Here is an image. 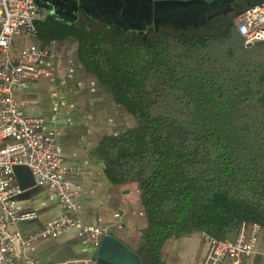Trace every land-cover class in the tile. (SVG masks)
Returning <instances> with one entry per match:
<instances>
[{
  "label": "trees",
  "instance_id": "16d2710c",
  "mask_svg": "<svg viewBox=\"0 0 264 264\" xmlns=\"http://www.w3.org/2000/svg\"><path fill=\"white\" fill-rule=\"evenodd\" d=\"M176 28L139 35L37 22L43 43L79 44L82 66L136 122L97 154L113 186L139 191L142 264H162L171 238L264 229V41L246 46L229 16Z\"/></svg>",
  "mask_w": 264,
  "mask_h": 264
},
{
  "label": "crops",
  "instance_id": "0c3cea01",
  "mask_svg": "<svg viewBox=\"0 0 264 264\" xmlns=\"http://www.w3.org/2000/svg\"><path fill=\"white\" fill-rule=\"evenodd\" d=\"M172 1V0H153ZM188 1V0H179ZM177 10L160 11L153 16L156 24H170L173 13L191 10L204 11L206 16L237 17L248 8L261 5L264 0H205ZM39 21L54 18L62 23L86 25L106 31L119 29L106 21L105 15L122 17L132 7L140 9L149 4L142 0H36ZM148 11V10H147ZM145 11V13H148ZM151 13V12H150ZM159 22V23H158ZM98 24V25H97ZM158 27V26H157ZM37 46L48 55L38 66L51 73V77L29 82L26 89H17L15 96L23 102L21 114L41 117L49 129L61 131L58 151L64 164L71 170L69 179L77 191L80 219L85 225H94L106 231L100 247L77 236L78 229L71 230L56 239L40 241L31 248L29 256L39 264H62L72 259H87L98 264H139L132 252L138 249L140 236L147 228V219L140 194L133 184L116 187L105 174L104 163L97 154L102 141L134 128V118L115 103L111 91L88 73L79 57V44L72 39L43 43L39 38L18 36L14 40L10 57H20L23 49ZM4 56L0 54V58ZM62 104L64 107H62ZM9 141H13L12 139ZM7 142H3L0 146ZM14 182L23 188L18 198L19 211H36L38 218L19 223L17 229L28 236L59 217L63 210L58 198L47 189L36 185L31 172L24 167L14 171ZM119 213L120 218H115ZM238 234H233L236 239ZM132 252H131V251ZM209 245L201 233H193L167 240L161 250L162 264H202ZM256 255L246 256L243 264H264V229L261 228L255 247ZM15 264H24L17 260Z\"/></svg>",
  "mask_w": 264,
  "mask_h": 264
},
{
  "label": "built area",
  "instance_id": "2783aa9c",
  "mask_svg": "<svg viewBox=\"0 0 264 264\" xmlns=\"http://www.w3.org/2000/svg\"><path fill=\"white\" fill-rule=\"evenodd\" d=\"M39 12L36 0H0V264H39L28 254L34 244L56 239L78 229L77 236L100 247L106 231L85 225L80 219L77 191L69 179L71 170L58 151L61 131L49 129L41 117L21 114L23 102L15 96L17 89H26L29 82L51 77L38 64L48 55L47 50L33 45L22 50L20 57H10L14 40L24 35L38 38ZM238 33L249 46L264 41V2L245 10L237 21ZM13 141H9V140ZM17 167L27 168L37 186L54 194L62 207V214L41 230L24 236L19 223L38 218L36 211H19L18 198L23 188L14 182ZM120 218V214L114 215ZM261 227L243 223L236 239L217 240L201 234L209 245L202 264H243L244 258L256 255L255 247ZM62 264H96L87 259H72Z\"/></svg>",
  "mask_w": 264,
  "mask_h": 264
},
{
  "label": "rangeland",
  "instance_id": "374dc122",
  "mask_svg": "<svg viewBox=\"0 0 264 264\" xmlns=\"http://www.w3.org/2000/svg\"><path fill=\"white\" fill-rule=\"evenodd\" d=\"M148 10V11H147ZM145 11H147L148 13H145ZM198 10H191V11H187V12H182L179 11L177 13H173L174 18H171L174 20L175 16H184L185 20L184 23H179L178 21L172 22L170 24H166V25H160V24H156L155 19L153 18V13H150V9H148L147 7H145L144 5H142L140 7V9H134L133 7L130 10H127V13L125 15H123L122 17L120 16V18H117V16L114 14H108L105 15V17L107 18L106 21H109V23L111 24V26L113 27V25H118L121 29H125L126 31H124L126 34H139L142 35L145 32H150L155 28H176V26H180L182 27L184 30L186 31L188 30L187 28H192L196 25H198V23H200L202 20H206L207 18H209L210 16H206V13L204 11L199 12V15L197 14ZM243 13V12H242ZM240 13L237 17H235V23H237L239 16L242 14ZM191 14H193L194 16H191ZM159 23V22H158ZM98 25V24H97ZM174 25V26H173ZM208 24H204L202 23L197 30H201L204 27H206ZM100 29H102L100 27ZM179 30V29H178ZM112 93V92H111ZM62 107H64V105L62 104ZM233 234H231L229 236L230 239H233L234 237H232Z\"/></svg>",
  "mask_w": 264,
  "mask_h": 264
},
{
  "label": "water",
  "instance_id": "95a60500",
  "mask_svg": "<svg viewBox=\"0 0 264 264\" xmlns=\"http://www.w3.org/2000/svg\"><path fill=\"white\" fill-rule=\"evenodd\" d=\"M143 2H146L149 4V9L150 12L153 13V16H157L158 13H160V11H174L177 10L179 8H184V7H189L192 5H198V4H204L207 5L208 2H206L205 0H188V1H179V0H172V1H153V0H142ZM108 239V237H104L103 238V244L104 242ZM131 251V250H130ZM132 252V251H131ZM135 256H137L139 264H142L141 258L136 255L134 252H132ZM114 264H126L123 262H117V261H113Z\"/></svg>",
  "mask_w": 264,
  "mask_h": 264
},
{
  "label": "flooded vegetation",
  "instance_id": "af4514ba",
  "mask_svg": "<svg viewBox=\"0 0 264 264\" xmlns=\"http://www.w3.org/2000/svg\"><path fill=\"white\" fill-rule=\"evenodd\" d=\"M191 16H194V15L191 14ZM175 19H176V20H174V22H175V21H178L179 23H184V20H185V18H184L183 15H182V16H178V17L175 16ZM172 21H173V19H172ZM179 27H180V26H179Z\"/></svg>",
  "mask_w": 264,
  "mask_h": 264
}]
</instances>
